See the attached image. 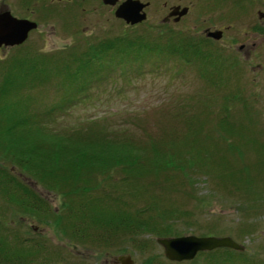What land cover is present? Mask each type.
Here are the masks:
<instances>
[{
  "label": "rangeland",
  "instance_id": "obj_1",
  "mask_svg": "<svg viewBox=\"0 0 264 264\" xmlns=\"http://www.w3.org/2000/svg\"><path fill=\"white\" fill-rule=\"evenodd\" d=\"M79 1L66 7L47 8L49 0H38L39 30L20 47L0 51V79L7 72V66L10 68L19 61L38 65L42 70L38 78L29 72L21 73L25 85L33 83V86L15 88L17 93L9 101L13 111L28 106L27 110H21L22 115L32 120L35 113L43 114L65 101L64 110H57L49 119H40L45 124L44 131L57 135L72 133L70 137L74 141L82 142L87 140V133L96 137L98 129H103L108 135L104 138L106 142L130 137L134 144L141 143L139 146L150 150L149 155L145 153L146 158H152L153 146L170 147L171 144L172 149L184 156L185 172L171 168L157 175L129 176L122 181L123 169L112 167L111 171L91 178V186L101 185L95 195L101 196L99 193L105 191L103 196L109 194V198L103 199V204H107L109 210H118L121 217L132 219L139 215L138 222L153 223L161 230L169 228L171 234L232 238L244 247L243 253L248 258L242 259L238 257L241 252L232 250L239 254L233 255L231 264H264V0L256 5L243 0L245 4L238 8L230 7L229 1L224 4L223 0L221 3L197 0L195 24L186 21L176 28L161 24L164 12L158 0H152V7L146 10L149 19L134 27L117 19L116 9L106 7L102 0H85L81 5ZM203 3L208 4L209 9L204 8ZM206 19L208 24L225 29L218 43L205 39L208 30L204 31L203 21ZM249 20H255L259 27L250 28ZM194 25L198 26L196 30ZM112 42L115 46L146 43L158 45L159 49L169 45L171 49L181 50H186L184 46L192 49L194 45L200 56L209 59L199 56L189 64L178 54L144 51L139 53L138 61H133L131 50L127 54L109 51L102 54L105 57L100 61L94 60L93 71L77 80L61 72L67 64L76 69L81 60L90 59L87 56L95 52L94 47L112 45ZM243 45L246 48L241 51ZM121 61L124 63L120 64ZM57 70L60 73H56ZM209 76L215 78L216 84L207 82ZM78 89L81 91L77 92ZM71 94L73 96L67 99ZM230 96L231 101L226 99ZM225 103L230 110L228 120L235 126L238 123L236 127L241 129L236 130L235 141L244 154L243 162L234 152L226 154L227 133L217 127ZM223 113L221 118L226 119ZM187 116L193 122H198L194 121L195 117L201 120L202 133L195 132L202 139L196 137V140L204 142L208 135L203 148L212 153L216 151L221 155L219 158L227 157L229 164L220 165L219 160L218 170L212 168L208 175L204 173L205 167L195 161V165L186 162V148L181 143L190 135L186 123L191 122L185 121ZM198 125L193 124L196 128ZM229 127L233 130V126ZM37 131L30 129L27 137L45 142L52 139L51 144L59 149L64 145L60 136L51 137ZM194 137H189L193 146ZM170 155L168 152V161H171ZM235 159L239 164H235ZM228 165L247 168L240 174L239 189L232 182L223 184L211 175L227 174L231 170L227 171L224 166ZM6 174L16 176L21 181L20 187L41 199L48 212L35 213L21 206L24 191L19 188L7 195L3 180L7 179ZM249 179H252L255 199L252 192L244 191ZM0 181V220L9 228L6 232L0 229V233L13 236V241L19 242L17 251L21 253L31 251L38 242L44 246L41 257L53 258L54 264H115V258L121 255H130L135 264H177L166 259L163 247L157 243L159 237L154 232L150 236L146 234V228L137 235L109 234L105 238L101 237L102 230L93 228L90 231L93 239L81 238L83 228L78 230L71 226L73 220L66 213L69 199L61 191L50 190L43 178L16 166L11 155L2 152V147ZM11 195L18 201H11L8 197ZM35 197L28 198L27 202ZM107 238L109 240L104 242ZM182 264L207 263L204 257L197 256Z\"/></svg>",
  "mask_w": 264,
  "mask_h": 264
},
{
  "label": "trees",
  "instance_id": "obj_2",
  "mask_svg": "<svg viewBox=\"0 0 264 264\" xmlns=\"http://www.w3.org/2000/svg\"><path fill=\"white\" fill-rule=\"evenodd\" d=\"M114 44L115 43L112 42V45L108 46L107 44L97 45L92 49L94 50L96 48L95 52L87 56L90 59L81 60L80 65L76 69H73L71 64H67L64 68L65 70H61V72L68 78L77 80L78 77L83 75L84 73H90L91 71H93L92 65H94V60L100 61L101 58L105 57V55L102 54L109 51H115L116 54H118V51H121L123 52V54H127V52L131 50L132 56L135 57L133 58V61H138V58L140 57L139 53H143L144 51H149L150 53L156 51L154 53H157L158 55L164 54L163 52H167V55L177 56L178 54L179 57H183V60L189 64H192V60L196 61L197 57L199 58L200 56L198 48L194 45L192 46V49L191 46H184L186 50H181L177 48L171 49L169 45L164 46L163 49H159L158 45L152 46L146 43L139 46H137L135 43L127 44L125 46H118L117 44L115 46ZM136 53H138V55ZM97 54H100V57H98ZM200 57L201 59H209V57L206 56ZM213 62L216 63V59L215 61L213 60ZM121 63L123 64L124 62L121 61L120 64ZM7 68H9V66L5 68L7 72H5V74H3L0 79V121H2L0 122V148L2 147V152H6L8 155H11L12 160L20 169L28 171L34 176H39V178H43V181H46L48 183V187L50 186V190L54 189L61 191L63 196L69 199V207H67L66 213L70 217L71 221L73 220L71 226H75L78 230H80V227L83 228V230H80L81 238L91 237V239H93L92 237L94 235L90 233L93 228H99L103 231V234L101 235L102 238L110 236L109 234H111V236H119L120 234L122 236H125L127 233L137 235L140 231L145 230V228L146 234H148L149 236L153 232V234L157 235L159 238L181 236L179 233L173 234L172 232L171 234L169 228L166 230H161L153 223L138 222V220H136V217H139V215L134 216V219L129 217H121L120 213L117 212L118 210H109L108 205L103 204V199L108 200L109 194L103 196L105 194V191H103L102 193H99L101 196L97 197L95 195V193L97 194V190L101 188V185L97 184L96 186H91L89 183L91 182V178L95 174H105L108 171H111V169H113L112 167L123 169L125 174L122 181L127 180L126 178L129 176L143 178L141 176L142 174H146L147 176H149L150 173H156L157 175L159 171L166 172V170H170L171 168H176L179 171L185 172L187 166L183 163L182 157L184 156L182 155V153H177L175 149H172L171 144L170 147L168 145H163L166 149L164 147L158 148L155 145L152 147V158H146L144 157V155L145 153H148L149 155L150 150H148V148H145L144 146H139V144L141 143L134 144V141L130 137H126L119 141L108 140V142H106L107 139L104 138L108 137V135L103 132V129H98V131L96 132L97 135H95L96 137H93V133H87L85 135L87 136V140H84L82 142L80 140V142L74 141V139L70 137L72 133H68L67 135H57L52 134L51 132H46L42 129L43 125L45 124L41 123L40 119H49L57 110H64L65 107L62 104L65 101H63V103H60L59 106L56 105L52 107V109L50 108V110L46 111L43 114L35 113L32 117V120L22 115L24 111L21 110H27L28 106H22L18 111H13V104H9V101L11 96L17 93V90H15V88L26 89L33 86V83H31V85H25V82H23V79L21 78V73L29 72L30 74H33L36 78H38V76L42 75V70L40 69V67H38V65L33 66L32 63L23 61H19L18 63L11 65L9 70ZM18 70L20 72L17 74V76H15L14 73ZM56 73H60L59 70H57ZM209 77H206L207 82L211 83V85L216 84L214 83L215 78L210 77L209 79ZM86 86L87 85H85L82 89L85 90ZM80 91L81 89L77 90V92ZM67 92H69V90H67ZM72 96L73 94H71L70 96H66V98L68 99ZM21 98L22 97H20V99L18 100V103L20 102ZM231 98L232 97L230 96L226 99H229L231 101ZM223 108L224 109L220 111V113L218 112L220 115L219 119L221 120H219V124L217 127H219V129L225 130L227 133L226 137L230 138V140L226 137L224 138V142L226 145L225 152L226 154L234 152V154L238 156L237 159L243 162L244 154L242 151H239L240 147H238L239 145L236 144L235 141V133L237 131H240L241 129H237L236 126L238 125V123L235 126L234 123L230 122V119L228 120L229 117L227 113H229L230 110L227 109L226 103ZM10 109L12 110L10 111ZM223 111V114L226 115V119L221 118L223 117L221 116V113ZM188 117L189 116H187V118ZM185 121L191 122V124L186 123V125H188L187 129L189 130L190 135H187V137L185 136L186 142L184 139L181 143L182 147L186 148L187 163H189L190 165H195L196 162L197 165L205 167L204 173L208 175H210L211 173L209 172L210 169L213 168L218 170L217 167L219 165V160L222 161L220 165L229 164L227 157L219 158L221 155H217L216 151L212 153L208 151L206 147L203 148L204 144L207 145L206 142L209 139L208 135L203 139L204 142L196 140V137L197 139H202L198 137L197 133L195 132L197 131L202 133L203 128L202 124L200 123L201 120L195 117L194 121L198 122H193V120H189V118L188 120L185 119ZM195 123L199 124L198 128H196V126H193V124ZM229 126H233V130L229 129ZM30 129L38 130L37 132L40 133H47L51 135V137L60 136L62 140H64V145H61V149H59L55 148L51 144L52 139L47 140L46 142L41 140L34 141L32 138L27 137L29 136ZM113 136L114 138L116 137V135ZM191 136H195V146H193V144L191 145L189 138ZM248 142L249 141H247V143ZM168 152L169 154H171L169 156V159L171 161H168L167 159ZM145 158L147 160H145ZM235 164H239L238 161L235 162ZM244 166L245 165H243V167H240L238 165L239 168L235 165L224 166V169H226L227 171H231H229L225 175H217L214 173H212L211 175L218 177L223 184L232 182L234 187H237L239 189V184H241L242 181V177L240 176V174H242V172H246L247 169ZM5 176H7V179H3L5 188L4 192L6 191L7 195H10L14 192V190L16 191V188H19L20 190L24 191V195H21L22 201L20 200L19 202L21 206H24L26 209H30L35 213L48 212L47 207L45 208V203L40 202L41 199L35 197L34 194H29L30 192L27 189L25 190L24 187H20L19 184L21 181L16 176L12 174H6ZM44 177H46V179ZM246 185L247 189L244 191L246 193L250 191L253 193L252 195H254V192L252 190V179H249ZM92 192H94V196L92 195ZM8 197L11 199V201H18L16 196L11 195ZM30 197L35 198L31 202H27V199ZM254 197L255 195L253 196V199H255ZM119 201H121V199H119ZM0 229L6 232L9 228H7V226H5L0 220ZM13 238L14 237L9 234L0 233V264H54V260H52L53 258H50L49 260L47 256L41 257L44 251L43 244L41 245L40 243L35 242V246L31 251L21 253L17 251L19 242L16 243L15 241H13ZM108 240L109 238H107V240L105 239L104 242ZM20 244L24 245L22 241H20ZM235 254L239 253L233 252L229 249H218L212 252L201 253L198 255V257H204L207 264H231L232 262H234L233 255ZM40 257L42 261H39ZM238 257H241L242 259L248 258L247 254L243 252L239 254Z\"/></svg>",
  "mask_w": 264,
  "mask_h": 264
},
{
  "label": "water",
  "instance_id": "obj_3",
  "mask_svg": "<svg viewBox=\"0 0 264 264\" xmlns=\"http://www.w3.org/2000/svg\"><path fill=\"white\" fill-rule=\"evenodd\" d=\"M108 6H116L117 0H103ZM145 5L137 0H127L115 11L117 19L125 21L128 25H137L147 19L144 13ZM38 27L37 23L14 18L9 12L0 16V47H15L22 45L32 30ZM209 38L221 40L222 31H206ZM159 245L164 249L165 257L171 262L193 261L199 253L211 252L217 249H230L243 252L242 245L230 237H200L188 235L174 238H159ZM115 264H135L130 255L115 258Z\"/></svg>",
  "mask_w": 264,
  "mask_h": 264
},
{
  "label": "flooded vegetation",
  "instance_id": "obj_4",
  "mask_svg": "<svg viewBox=\"0 0 264 264\" xmlns=\"http://www.w3.org/2000/svg\"><path fill=\"white\" fill-rule=\"evenodd\" d=\"M76 1L78 0H49V5H47L46 7H52V6H56V7H66L65 5H69V4H75ZM127 0H117V4L116 6H109L110 8H112L113 10L116 9L124 2H126ZM140 1L142 4L145 5L144 8V13L147 16V19L144 21L146 22L149 17L146 13V10L152 7V0H147L145 2H143L142 0H137ZM154 1V0H153ZM218 3H221L222 0H217ZM227 1H229V5L230 7H240L241 4H245V2H243V0H223V3H227ZM248 1H252V4L254 3V5H256L258 3L259 0H248ZM85 2V0H80L79 3L81 5V3ZM103 2V0H102ZM196 2L197 0H158L157 3H159V8L163 10L164 12V16L162 17V21L161 24L164 26H168L171 28H176L179 25H184L185 23L189 22V23H193L195 24V22L197 21V18L195 17L196 15L194 14V9L196 7ZM242 2V3H241ZM41 4H43V1L40 2ZM38 0H0V16L3 14H6L7 12H9L14 18L19 19V20H28V21H32V22H36L38 24V28L31 31L29 33V36L33 33L39 30V26L40 23L37 20V14H38ZM79 5V7L81 9H84V7H81ZM107 7V5H105ZM78 7V8H79ZM203 7L209 9L208 4H204L203 3ZM115 10V11H116ZM260 17H261V12L259 13ZM255 19V18H253ZM187 21V22H186ZM209 20H204L203 23L206 24L204 31L208 30H218V31H223V29L221 28H217L216 26H212L210 24H208ZM143 22V23H144ZM211 23V22H210ZM142 24V23H140ZM248 24L250 25V28H258L259 26H257V23L255 20L248 22ZM139 25V24H138ZM131 26V25H128ZM136 26V25H135ZM134 27V26H131ZM194 29L196 30L198 26L194 25ZM222 32V33H223ZM225 33V32H224ZM223 33V36H224ZM205 39L210 41L211 43H218L221 40H215L212 38H209L208 36H206V34L204 35ZM246 47L243 45L240 47V50L243 51ZM6 47H0V51L5 50Z\"/></svg>",
  "mask_w": 264,
  "mask_h": 264
}]
</instances>
